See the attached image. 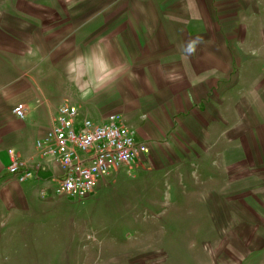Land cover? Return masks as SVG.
Segmentation results:
<instances>
[{"label":"rangeland","instance_id":"1","mask_svg":"<svg viewBox=\"0 0 264 264\" xmlns=\"http://www.w3.org/2000/svg\"><path fill=\"white\" fill-rule=\"evenodd\" d=\"M158 61L178 114L151 156L1 220L0 264H264V0H0L3 88L84 109L97 66Z\"/></svg>","mask_w":264,"mask_h":264},{"label":"crops","instance_id":"2","mask_svg":"<svg viewBox=\"0 0 264 264\" xmlns=\"http://www.w3.org/2000/svg\"><path fill=\"white\" fill-rule=\"evenodd\" d=\"M160 50L154 51V53H158ZM174 51L177 55L176 47ZM161 65L160 61L152 62L147 65L148 70L143 68L145 70L143 76L142 70L137 71V79H135V72L129 63L122 69L121 67L110 69V66L106 64L97 66L89 73L88 98L90 102L89 107L85 106L84 109L77 103L66 99L54 103V100L45 97V94L38 88L35 89L36 85L33 87L28 83L27 77L23 81L24 84L20 86V89H24L20 94L17 91L19 86L15 82L7 81L4 88L0 86V221L6 223L11 217L17 218V215L22 213H25L27 218H33L34 210L39 206H47L50 200L58 199V197L64 198L68 202L76 201V199L65 198L54 193L53 188L61 175L60 167L51 157L43 155L35 146L36 139L44 136L51 126L60 104L74 105L81 118L86 117L97 123L102 122L109 114H119L124 124L130 126L129 122H131L130 124L135 126L136 129L130 127L135 132L136 140L148 148V154H141L136 164L147 160L152 153L153 142L151 140L155 138L151 133L167 130L166 125L174 122L173 117L178 112V110L172 111L171 103L168 101L170 95L167 88L165 86L158 88L159 78L153 76L152 69ZM75 73V81H82L80 80L82 79L81 71L75 70ZM162 82L164 81L161 80V84ZM135 83L137 84V94L131 96L129 94L130 86ZM80 84L77 86V90L81 89L82 85ZM122 85L123 89H119ZM158 91L162 93L161 102L157 101ZM79 92L81 93V90ZM118 98L123 99V102L116 101ZM131 98H137L136 107L131 102ZM148 100H153V103H147ZM17 104H23L25 107L23 118L17 117L12 111ZM144 131L147 133L144 134ZM10 150H13L36 172L35 177L19 183L6 172L5 167L10 160ZM115 174L116 172L107 176L113 177Z\"/></svg>","mask_w":264,"mask_h":264},{"label":"built area","instance_id":"3","mask_svg":"<svg viewBox=\"0 0 264 264\" xmlns=\"http://www.w3.org/2000/svg\"><path fill=\"white\" fill-rule=\"evenodd\" d=\"M13 113L23 118L25 107L17 104ZM43 155L51 157L61 170L54 193L69 199L87 197L97 182L117 169L135 164L148 148L138 142L135 132L119 114H109L102 122L81 118L72 104H60L46 134L35 141ZM6 172L19 183L36 176L13 150L9 151Z\"/></svg>","mask_w":264,"mask_h":264},{"label":"clouds","instance_id":"4","mask_svg":"<svg viewBox=\"0 0 264 264\" xmlns=\"http://www.w3.org/2000/svg\"><path fill=\"white\" fill-rule=\"evenodd\" d=\"M192 46L190 45V48H191Z\"/></svg>","mask_w":264,"mask_h":264}]
</instances>
